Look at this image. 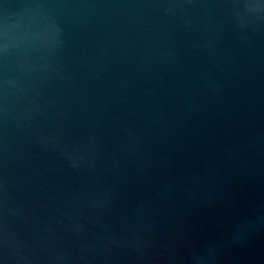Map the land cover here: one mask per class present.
Returning a JSON list of instances; mask_svg holds the SVG:
<instances>
[{"label": "water", "instance_id": "water-1", "mask_svg": "<svg viewBox=\"0 0 264 264\" xmlns=\"http://www.w3.org/2000/svg\"><path fill=\"white\" fill-rule=\"evenodd\" d=\"M0 264H264V0H0Z\"/></svg>", "mask_w": 264, "mask_h": 264}]
</instances>
